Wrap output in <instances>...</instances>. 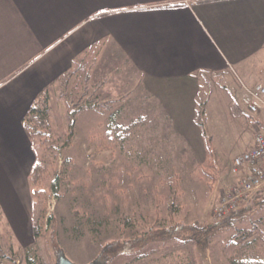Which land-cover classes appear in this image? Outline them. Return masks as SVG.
<instances>
[{
	"label": "rangeland",
	"instance_id": "374dc122",
	"mask_svg": "<svg viewBox=\"0 0 264 264\" xmlns=\"http://www.w3.org/2000/svg\"><path fill=\"white\" fill-rule=\"evenodd\" d=\"M89 75L74 90L69 70L47 90L46 136L52 143L38 147V136H31L43 168L41 191L32 193V226L40 221L44 228L48 216L51 224L22 247L1 226L0 259L55 264L54 250L61 249L72 262L86 264L116 242L107 264H232L223 248L234 236L241 250H260L264 260V202L247 199V209L231 226L213 225L222 218L211 212L235 177L233 159L252 145L256 129L240 102L236 73L200 75L189 139L119 58L106 52ZM140 116L147 121L130 129L123 143L115 133L109 139L110 124ZM71 125L73 136L65 145ZM173 226L177 231L167 233ZM128 240L134 245L122 251Z\"/></svg>",
	"mask_w": 264,
	"mask_h": 264
},
{
	"label": "crops",
	"instance_id": "0c3cea01",
	"mask_svg": "<svg viewBox=\"0 0 264 264\" xmlns=\"http://www.w3.org/2000/svg\"><path fill=\"white\" fill-rule=\"evenodd\" d=\"M100 41L97 62L107 52L135 70L188 139L202 73L234 71L240 96L264 83V0H0V228L21 247L33 239L36 162L23 120Z\"/></svg>",
	"mask_w": 264,
	"mask_h": 264
},
{
	"label": "trees",
	"instance_id": "16d2710c",
	"mask_svg": "<svg viewBox=\"0 0 264 264\" xmlns=\"http://www.w3.org/2000/svg\"><path fill=\"white\" fill-rule=\"evenodd\" d=\"M103 42H96L91 44L86 50H84L75 60L73 65L70 68L71 73L75 74L74 82L76 83V87L74 90L78 89L80 86L87 84L89 78H90V69L91 67L97 62L100 51L102 49ZM147 121L146 116H140L138 118L132 119L127 124H110V130L107 131L106 134L108 135L109 139L113 140L111 135L112 133H115L116 140L119 141V143H123L124 140L129 136L130 129H132L135 126H138L142 123ZM24 128L28 131L30 136H38L37 144L38 147H46V145H51L52 138L46 136V134L51 133L48 121V112H47V91L42 94L38 98V100L32 104V106L29 108L28 113L26 117L23 120ZM69 132L66 134V139L64 144H69V140L73 136V126L71 125L69 127ZM111 132V133H110ZM45 135L46 137H43ZM34 152L36 154V149L33 144ZM42 165L40 162L36 161L32 171H31V180L32 184L34 185L32 188V193L37 194L41 191L39 188L40 185L38 182L41 181V173H42ZM259 199V201L264 202V186L255 191L251 194L248 200L250 199ZM247 200V201H248ZM37 200H34V203L37 204ZM247 203V202H246ZM248 205V204H247ZM245 202L241 203L237 209L230 212L228 215L224 216L221 220H218L213 225H220L223 224L224 226H231L233 220H235L241 212L245 209H247V206ZM40 215L42 217H45V209L42 208L40 210ZM52 216H48L45 220V225L43 228V224L40 221H35L32 230L33 235L35 238H40L43 235V230L47 228L48 224H51ZM188 225L181 224L180 228L189 229ZM178 227L173 226L169 227L167 229V233L172 234L176 232ZM261 246L264 247V237L259 238ZM133 240H128L126 243H124L123 247L124 250H128L132 245H134ZM113 243H108L105 246L102 247V249L99 251V253L94 258L93 262L95 264H107L110 260V250L112 249V246L115 245ZM243 249V248H242ZM259 249V248H257ZM224 253L228 255V257L231 259L232 264H264V260L262 259L263 256H261L260 250H250L243 249L241 250L240 245L237 240H235V237L233 236L224 246L223 248ZM54 256L56 258V262L58 261V258L61 254V249L54 250ZM28 264H32V261H27Z\"/></svg>",
	"mask_w": 264,
	"mask_h": 264
},
{
	"label": "built area",
	"instance_id": "2783aa9c",
	"mask_svg": "<svg viewBox=\"0 0 264 264\" xmlns=\"http://www.w3.org/2000/svg\"><path fill=\"white\" fill-rule=\"evenodd\" d=\"M240 102L245 112L254 118L252 145L233 159L231 172L235 176L220 190L211 208L214 218H223L264 186V83L242 84Z\"/></svg>",
	"mask_w": 264,
	"mask_h": 264
},
{
	"label": "water",
	"instance_id": "95a60500",
	"mask_svg": "<svg viewBox=\"0 0 264 264\" xmlns=\"http://www.w3.org/2000/svg\"><path fill=\"white\" fill-rule=\"evenodd\" d=\"M56 264H76L72 262L70 259L65 257L64 255H60ZM86 264H95L94 262L86 263Z\"/></svg>",
	"mask_w": 264,
	"mask_h": 264
}]
</instances>
